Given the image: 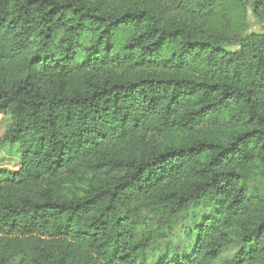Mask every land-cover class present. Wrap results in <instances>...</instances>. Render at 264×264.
<instances>
[{
	"label": "trees",
	"instance_id": "1",
	"mask_svg": "<svg viewBox=\"0 0 264 264\" xmlns=\"http://www.w3.org/2000/svg\"><path fill=\"white\" fill-rule=\"evenodd\" d=\"M245 12L0 0V115L22 161L0 171V264H264V33L224 50ZM143 206L164 212L155 230Z\"/></svg>",
	"mask_w": 264,
	"mask_h": 264
},
{
	"label": "rangeland",
	"instance_id": "2",
	"mask_svg": "<svg viewBox=\"0 0 264 264\" xmlns=\"http://www.w3.org/2000/svg\"><path fill=\"white\" fill-rule=\"evenodd\" d=\"M241 3L246 12L242 16L240 23L236 21L234 27L232 25L231 33L232 37L228 38L229 41L224 50L227 53L239 54L241 52L240 45H234L233 40L237 37H246L254 34L264 33V17L258 19L253 11L254 0H236ZM231 4V3H230ZM235 6V4H233ZM231 4V6H233ZM236 37V38H235ZM230 39V40H229ZM11 128V121L9 116L0 115V171H11L18 172L21 169L22 161L19 155L20 147L18 145L12 144L6 140V135L9 129ZM258 185L264 187V183L260 182ZM205 205H199L186 212L181 218L180 222L176 227L175 234L178 235L176 238H180L183 234V231L188 227L192 226L194 219L200 215V211L205 209ZM142 212L144 214V230H155L159 226V222L164 217V212L158 209L157 211L152 210L147 206L142 207ZM180 235V236H179ZM236 248H231L227 250L224 254V259H230L236 253ZM8 264H19L17 260H12Z\"/></svg>",
	"mask_w": 264,
	"mask_h": 264
}]
</instances>
